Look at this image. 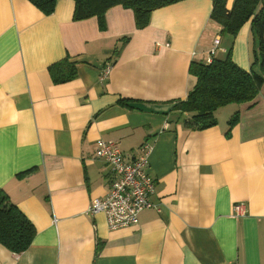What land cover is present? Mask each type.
<instances>
[{
	"label": "crops",
	"instance_id": "1",
	"mask_svg": "<svg viewBox=\"0 0 264 264\" xmlns=\"http://www.w3.org/2000/svg\"><path fill=\"white\" fill-rule=\"evenodd\" d=\"M73 11L74 0H57L50 14L29 0H0V189L36 229L23 252L0 243V264H264V84L253 101L218 108L212 127L185 128L186 113L169 121L173 101L195 85L192 60L230 51L249 71L250 20L235 37L222 33L212 0L155 9L142 29L121 5L106 11L103 30ZM66 57L77 76L54 83L48 68ZM98 139L130 158L153 145L157 206L136 225L110 229L104 213H88L111 182L94 156Z\"/></svg>",
	"mask_w": 264,
	"mask_h": 264
},
{
	"label": "trees",
	"instance_id": "2",
	"mask_svg": "<svg viewBox=\"0 0 264 264\" xmlns=\"http://www.w3.org/2000/svg\"><path fill=\"white\" fill-rule=\"evenodd\" d=\"M44 14L54 11L57 0H29ZM181 0H74L73 20L79 21L96 17L100 29L105 28V13L116 5L133 11L137 29L149 24L155 9ZM212 0L211 19L221 26V32L235 37L241 26L248 20L254 39L252 62L249 71L240 67L229 51L223 58L213 56L209 62L192 60L189 73L196 78L195 85L183 100L173 101L174 113L169 121H178L183 113L187 129L202 130L217 124L215 112L230 103L251 102L264 84V0ZM257 66V70L254 67ZM54 83L67 82L77 76L76 62L63 58L48 68ZM118 103L132 107L129 99L120 98ZM238 120L235 112L228 120V131ZM36 234L32 222L13 204L0 189V243L14 253L25 251Z\"/></svg>",
	"mask_w": 264,
	"mask_h": 264
},
{
	"label": "built area",
	"instance_id": "3",
	"mask_svg": "<svg viewBox=\"0 0 264 264\" xmlns=\"http://www.w3.org/2000/svg\"><path fill=\"white\" fill-rule=\"evenodd\" d=\"M219 39L214 40V47ZM215 49L210 51L207 62L211 61ZM113 65L104 63L102 77H106ZM153 149L150 142H144L132 158L126 156L118 143L113 140L98 139L94 156L104 160L110 167L111 182L108 193L103 197H95L90 202L88 213L95 215L104 213L110 229L133 226L138 223V214L150 207H156L150 200L154 193L155 182L149 173V158ZM244 205L236 203L237 214L244 212Z\"/></svg>",
	"mask_w": 264,
	"mask_h": 264
}]
</instances>
